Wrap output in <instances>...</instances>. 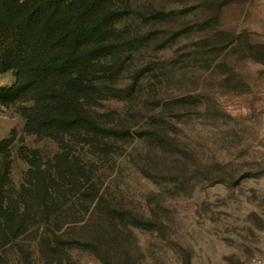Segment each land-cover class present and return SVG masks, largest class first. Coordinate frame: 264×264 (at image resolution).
Segmentation results:
<instances>
[{
  "label": "rangeland",
  "instance_id": "obj_1",
  "mask_svg": "<svg viewBox=\"0 0 264 264\" xmlns=\"http://www.w3.org/2000/svg\"><path fill=\"white\" fill-rule=\"evenodd\" d=\"M110 7L122 14L110 52L91 66L102 94L86 109L107 125L158 129L177 150L140 139L95 150L75 136L29 134L18 107H0V141L12 139L0 159V207L29 217L21 236L0 243V264H102L77 250L46 258L56 227L83 224L68 215L95 211L82 206L89 189L95 204L104 197L156 224L130 227L131 264H243L263 255L264 0ZM15 79L1 75L0 87ZM21 148L37 160L22 159Z\"/></svg>",
  "mask_w": 264,
  "mask_h": 264
},
{
  "label": "trees",
  "instance_id": "obj_2",
  "mask_svg": "<svg viewBox=\"0 0 264 264\" xmlns=\"http://www.w3.org/2000/svg\"><path fill=\"white\" fill-rule=\"evenodd\" d=\"M130 1L0 0V76L9 72L16 76L11 86L0 87V107H18L29 134L75 136L95 150H107L114 141L140 139L165 143L176 151L175 144L158 129L107 125L86 109L88 100L102 94L101 78L91 66L110 52L111 26L122 14L110 6ZM11 146V138L0 141V159ZM19 154L28 163L38 158L26 148ZM2 183L1 173L0 196ZM81 200L82 206L93 205L95 211L79 217L68 215L83 224L52 231L45 244L47 260L77 250L91 254L102 264H131L130 227L154 229L156 224L117 209L104 197L95 204L92 189L85 190ZM62 218L54 221L59 223ZM28 219L15 208L0 207V243L21 236Z\"/></svg>",
  "mask_w": 264,
  "mask_h": 264
},
{
  "label": "built area",
  "instance_id": "obj_3",
  "mask_svg": "<svg viewBox=\"0 0 264 264\" xmlns=\"http://www.w3.org/2000/svg\"><path fill=\"white\" fill-rule=\"evenodd\" d=\"M243 264H264V254L250 257Z\"/></svg>",
  "mask_w": 264,
  "mask_h": 264
}]
</instances>
